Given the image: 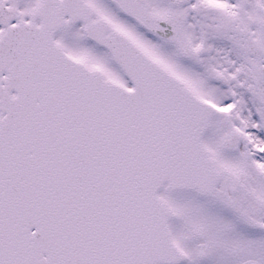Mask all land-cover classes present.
Returning a JSON list of instances; mask_svg holds the SVG:
<instances>
[{"label":"snow or ice","instance_id":"snow-or-ice-1","mask_svg":"<svg viewBox=\"0 0 264 264\" xmlns=\"http://www.w3.org/2000/svg\"><path fill=\"white\" fill-rule=\"evenodd\" d=\"M0 264H264V0H0Z\"/></svg>","mask_w":264,"mask_h":264}]
</instances>
